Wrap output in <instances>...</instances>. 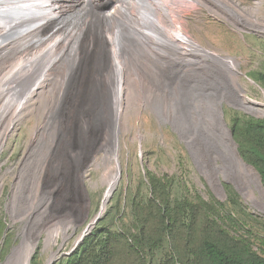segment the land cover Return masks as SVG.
<instances>
[{"label":"rangeland","instance_id":"obj_1","mask_svg":"<svg viewBox=\"0 0 264 264\" xmlns=\"http://www.w3.org/2000/svg\"><path fill=\"white\" fill-rule=\"evenodd\" d=\"M207 1L208 5L191 8L183 29L210 51L233 60L237 84L231 83L225 71H205L193 75L187 96H181L186 101L177 107L171 104L166 117L148 103L138 102L127 108L120 135L121 174L104 210L109 188L106 175L116 163L103 160V153L84 168L87 200L81 193L72 200L60 201L46 179L39 187L32 183L25 161L36 129L46 123L51 91L34 96L0 148V264H21V256L10 263L9 257L17 246L36 237L39 246L30 264H47L51 251L44 250L45 238L69 227V234H61L54 246L58 255L52 263L65 264L68 253L99 213L101 217L93 228H132L134 197L138 191L144 201L151 196L148 171L171 179L173 200L187 195L220 203V222L234 236L249 239L253 249L264 255V183L258 170L241 155L232 130L237 117L264 118V88L254 78L264 71V0H228L235 9L239 5L247 11L245 22L212 0ZM92 24L93 28L97 25L96 21ZM115 41L112 45L117 48ZM121 48L119 58L126 60L128 51ZM129 66L134 76L140 66L130 57ZM11 91H0V110L4 105L3 110L16 106L13 98L12 105L5 101ZM46 139L43 151L49 136ZM54 158L52 171L66 170L68 164L63 157L55 154ZM169 252L166 240L162 248L148 255L149 263L160 264Z\"/></svg>","mask_w":264,"mask_h":264},{"label":"bare ground","instance_id":"obj_2","mask_svg":"<svg viewBox=\"0 0 264 264\" xmlns=\"http://www.w3.org/2000/svg\"><path fill=\"white\" fill-rule=\"evenodd\" d=\"M212 1L237 20H248L239 5L235 9L228 0ZM200 5L208 1L0 0V91L12 90L5 99L10 105L16 100V106L1 107L0 148L34 96L50 90L46 123L33 135L25 169L37 187L45 179L50 182L57 200L81 193L87 200L84 168L103 153V160L116 163L106 175L104 210L121 174L120 135L127 108L148 103L166 117L171 104L186 101L181 96H187L193 75L205 71H225L237 84L233 60L210 51L183 29L191 8ZM121 46L128 51L126 60L119 58ZM129 57L140 66L134 76ZM55 154L68 164L66 170L52 171ZM68 230L60 228L45 238L44 250L51 251L47 264L58 255L54 246ZM38 238L17 246L9 263L18 255L21 264H30Z\"/></svg>","mask_w":264,"mask_h":264},{"label":"trees","instance_id":"obj_3","mask_svg":"<svg viewBox=\"0 0 264 264\" xmlns=\"http://www.w3.org/2000/svg\"><path fill=\"white\" fill-rule=\"evenodd\" d=\"M264 88V71L254 77ZM234 139L241 155L264 183V118L237 117ZM151 196L132 202L133 226L122 231L95 227L65 264H150L148 255L167 240L170 252L160 264H264L249 239L236 237L220 222V203L200 197L173 200L169 177L147 172Z\"/></svg>","mask_w":264,"mask_h":264},{"label":"water","instance_id":"obj_4","mask_svg":"<svg viewBox=\"0 0 264 264\" xmlns=\"http://www.w3.org/2000/svg\"><path fill=\"white\" fill-rule=\"evenodd\" d=\"M100 217H101V213H99V215L95 218V220H94V222H93V224H89L87 227H86V229H85V231H84V233L82 234V237L80 238V240H78V242H77V244H76V246L68 253V254H71V252H73L74 250H75V248H77L78 247V245L83 241V239H84V237L93 229V227L96 225V223L99 221V219H100ZM61 248H62V246H61ZM60 250V249H59ZM62 255V254H61ZM54 262V259L51 261V264Z\"/></svg>","mask_w":264,"mask_h":264}]
</instances>
